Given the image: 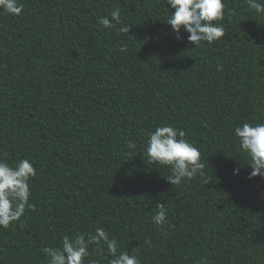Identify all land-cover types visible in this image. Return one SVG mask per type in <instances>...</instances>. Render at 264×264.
Returning <instances> with one entry per match:
<instances>
[{"label": "trees", "instance_id": "trees-1", "mask_svg": "<svg viewBox=\"0 0 264 264\" xmlns=\"http://www.w3.org/2000/svg\"><path fill=\"white\" fill-rule=\"evenodd\" d=\"M223 2L225 35L199 47L183 28L176 38L167 0H19L20 15L0 12V160L37 171L34 210L0 227V264H47L44 247L97 227L141 264H264V178H248L233 135L264 123V15ZM116 7L129 33L98 23ZM163 124L200 150L203 177L172 185L170 166L148 160ZM89 253L84 264L112 258L103 244Z\"/></svg>", "mask_w": 264, "mask_h": 264}, {"label": "clouds", "instance_id": "clouds-1", "mask_svg": "<svg viewBox=\"0 0 264 264\" xmlns=\"http://www.w3.org/2000/svg\"><path fill=\"white\" fill-rule=\"evenodd\" d=\"M245 3L258 15H264L262 0H245ZM167 4L174 11L168 15L166 23L177 34V39H181V28L189 33L187 40L194 47L202 43H213L225 35L224 25L216 23L224 18L223 0H167ZM22 11L23 5L19 0H0V12L18 16ZM110 17L101 16L98 23L109 29L122 25L118 30L129 33L130 27L121 20L119 7L111 11ZM127 50V43L121 44L119 51L126 53ZM217 71H222V66L218 65ZM233 135L238 140L239 150L251 161L248 165L252 170L248 178H264V123L244 122L234 127ZM185 137V131L171 124L157 126L148 133L145 154L153 164L170 166L171 174L166 179L172 185H180L185 179L204 176L205 165L200 162V150ZM128 147L135 149L136 144L129 141ZM239 172V168L233 170L234 175ZM36 175V168L26 158L20 159L15 166L0 160V227L8 228L12 222L20 220L26 208L34 210V205L29 203V180ZM157 209L152 222L163 226L167 222V211L160 203H157ZM145 243L150 245L151 241L146 240ZM101 244L106 245L107 254L112 257L109 264H141L134 252H118V241L110 238L102 227H97L94 234L81 233L75 237L65 235L60 247L47 246L42 251L46 254L47 264H84L85 258L90 255L89 247L95 245L99 248ZM89 264L98 262L91 260Z\"/></svg>", "mask_w": 264, "mask_h": 264}]
</instances>
